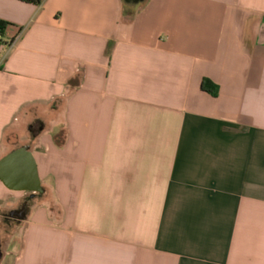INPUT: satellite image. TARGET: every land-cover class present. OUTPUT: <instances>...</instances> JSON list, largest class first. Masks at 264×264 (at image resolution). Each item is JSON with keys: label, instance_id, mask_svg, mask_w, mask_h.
I'll return each mask as SVG.
<instances>
[{"label": "crops", "instance_id": "1", "mask_svg": "<svg viewBox=\"0 0 264 264\" xmlns=\"http://www.w3.org/2000/svg\"><path fill=\"white\" fill-rule=\"evenodd\" d=\"M0 20L21 32L0 160L27 146L51 194L10 215L0 264H264V0H0ZM31 193L0 179V218Z\"/></svg>", "mask_w": 264, "mask_h": 264}, {"label": "water", "instance_id": "2", "mask_svg": "<svg viewBox=\"0 0 264 264\" xmlns=\"http://www.w3.org/2000/svg\"><path fill=\"white\" fill-rule=\"evenodd\" d=\"M0 179L12 190L43 192L36 160L27 146L15 149L0 160Z\"/></svg>", "mask_w": 264, "mask_h": 264}, {"label": "rangeland", "instance_id": "3", "mask_svg": "<svg viewBox=\"0 0 264 264\" xmlns=\"http://www.w3.org/2000/svg\"><path fill=\"white\" fill-rule=\"evenodd\" d=\"M30 196H33V197L29 199L30 200V202H29L30 206L28 208V211H30L33 206H36L37 204L42 203L46 198H48V197L50 198L51 194L48 190H44L43 194L31 193ZM27 198H29V195ZM52 208H53V205H52ZM10 212H11V210L5 211V213H6L5 216L0 218V229L1 228H8V226L6 224H8V223L11 224L10 221L12 220V218L9 215ZM13 221L16 223L18 220H16V218H15V220H13ZM10 227H12V226H10ZM6 243H7V238L5 236L3 237L2 235H0V251L2 253V256H4V254H5L4 251H6ZM2 260L4 262L10 261V259H8L7 257H5L4 259L1 257L0 262Z\"/></svg>", "mask_w": 264, "mask_h": 264}, {"label": "trees", "instance_id": "4", "mask_svg": "<svg viewBox=\"0 0 264 264\" xmlns=\"http://www.w3.org/2000/svg\"><path fill=\"white\" fill-rule=\"evenodd\" d=\"M22 1L30 2V3H39V0H22ZM7 25H8V22L4 20H0V30L1 31H3L7 27ZM203 88L209 93H211L212 95L217 94L218 87L215 84H213L209 79L203 80Z\"/></svg>", "mask_w": 264, "mask_h": 264}, {"label": "flooded vegetation", "instance_id": "5", "mask_svg": "<svg viewBox=\"0 0 264 264\" xmlns=\"http://www.w3.org/2000/svg\"><path fill=\"white\" fill-rule=\"evenodd\" d=\"M130 1H134V0H130ZM33 196H29V198L25 199L24 201H22V203L15 209L11 210L9 215L15 216V217H23L26 215L28 208H29V202H30V198H32ZM1 254V251H0Z\"/></svg>", "mask_w": 264, "mask_h": 264}, {"label": "built area", "instance_id": "6", "mask_svg": "<svg viewBox=\"0 0 264 264\" xmlns=\"http://www.w3.org/2000/svg\"><path fill=\"white\" fill-rule=\"evenodd\" d=\"M20 36H21V32H19L15 37L9 40H5L4 33L3 31L0 30V46L7 45L11 48L17 44L18 40L20 39Z\"/></svg>", "mask_w": 264, "mask_h": 264}]
</instances>
